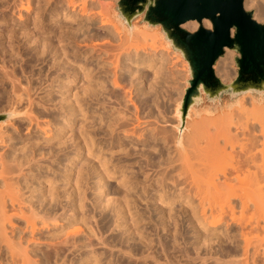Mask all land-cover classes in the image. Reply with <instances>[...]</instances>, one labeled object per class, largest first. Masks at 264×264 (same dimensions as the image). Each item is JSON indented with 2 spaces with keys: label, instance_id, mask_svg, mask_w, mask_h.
I'll use <instances>...</instances> for the list:
<instances>
[{
  "label": "bare ground",
  "instance_id": "6f19581e",
  "mask_svg": "<svg viewBox=\"0 0 264 264\" xmlns=\"http://www.w3.org/2000/svg\"><path fill=\"white\" fill-rule=\"evenodd\" d=\"M94 1L0 0V103L13 109L12 131L0 125V264H264V94H242L234 110L194 123L191 108L187 133L157 130L148 92L164 58L129 42L157 35L92 12ZM243 4L264 22V0ZM28 44L29 65L19 64ZM44 55L49 74L27 79L26 66ZM231 58L225 48L215 63L222 81L236 75L222 64ZM133 85L141 103L156 104L146 122L129 109V91L117 90Z\"/></svg>",
  "mask_w": 264,
  "mask_h": 264
},
{
  "label": "water",
  "instance_id": "95a60500",
  "mask_svg": "<svg viewBox=\"0 0 264 264\" xmlns=\"http://www.w3.org/2000/svg\"><path fill=\"white\" fill-rule=\"evenodd\" d=\"M244 0H117L116 18L129 27L141 17L148 27L160 26L163 38L187 62V86L180 101L178 129L183 131L191 108L218 102L224 95L264 94V23L246 10ZM208 19L211 28L199 25L188 31L182 24ZM225 48L238 53L235 77L222 81L214 71ZM13 112L0 114V119Z\"/></svg>",
  "mask_w": 264,
  "mask_h": 264
},
{
  "label": "rangeland",
  "instance_id": "374dc122",
  "mask_svg": "<svg viewBox=\"0 0 264 264\" xmlns=\"http://www.w3.org/2000/svg\"><path fill=\"white\" fill-rule=\"evenodd\" d=\"M94 1V0H93ZM95 2V4H96V1H94ZM117 2V0H98L97 1V3H99L100 5H101V7H93L94 6V4H93V6H92V8H94V9H92V12L93 11H95V12H103L102 11V9L103 8H105V9H103V10H105V12H106V14H108V16L111 18V19H113V21L114 22H116V24L117 25H119L120 24V21H122L123 22V20H121V19H119V18H116V11H115V3ZM98 4V5H99ZM97 5V4H96ZM97 5V6H98ZM99 5V6H100ZM105 5V6H104ZM96 8V9H95ZM97 8H99V9H97ZM67 9L69 10V11H71L70 10V8L69 7H67ZM71 9H73V8H71ZM75 9V8H74ZM246 10H251L252 12H253V14H254V12H255V8L253 7V6H251V7H248V8H245ZM105 12H103V13H105ZM43 18V19H42ZM41 18V22H43L44 24H47L48 22L46 21V19L44 20V18L45 17H42ZM204 20V19H203ZM202 20V21H203ZM259 22H263V21H259ZM198 23V22H197ZM264 23V22H263ZM124 24H126L125 22H124ZM199 25H202V22H201V24H199L198 23V26ZM53 26V25H52ZM132 27L134 28V30H138L139 28H140V30L141 29H144V28H147L145 31L146 32H148V33H150V32H152V33H155L157 36H156V38H152V35H151V38H149L148 39V37L150 36V34L148 35V37H146L147 38V40H146V38H145V40L144 41H146L145 43L140 39V38H138V37H136V34H138V35H140V33H136L135 31V35H131L132 37H133V40H134V42H133V40H129V42H131V46L132 47H134V49L137 47V49L138 50H142V51H145L144 50V48L146 47L147 48V50L150 48V46H153V47H155L154 49H155V51L158 53H160L161 52V54H159L158 53V55H159V57L160 56H162L167 62H166V64H164L165 63V60L163 59L162 61L164 62H161V63H163V64H161L160 65V67H159V70H158V73L159 72H162L161 74L159 73V75H158V73L156 74V77L157 78H155V79H157V80H155L154 81V83H155V85H156V87H155V85L153 84V89H151V91L150 92H148V94L149 93H154V94H152V95H154L153 96V99L156 101V104H158V105H156L155 103H154V100L153 99H150V98H152V97H150V96H148V94H147V97L145 96V95H143L144 96V98H147V99H149L148 100V102L147 103H149V102H151L152 100V102H151V104H153V105H150V103H149V105L148 104H144V103H141L142 101L139 99V96H138V98H137V94H138V92H139V87H138V85L136 86V85H133L131 88H133V89H127L126 88V90L124 91L123 89H117V90H119V93L121 92V94L123 93L124 94V92H128L129 91V95L130 96H128L129 98V100H131L132 99V102H128V107H130L129 109L131 110V112H133L134 114L137 112H139V117L138 118H140L141 120H143V118H141L140 117V115L142 116V117H144L145 116V114H148V112H149V109L150 108H152V107H150V106H154V105H156L157 107L155 108V107H153L152 109L155 111V113H157V115H156V117H155V115H154V113H152V116H153V118L151 117V116H149V117H151L152 118V120H151V118H147L146 116V119H147V121H150V123H151V121H153L152 123V125L154 126H156V128H157V130H158V128L160 129L162 126V129H163V131L164 132H166V134L168 135V136H171V131H173V134L172 135H175V134H177V125H178V121H179V115H178V112H177V110L179 109V107H180V101H181V99H182V96H183V94H184V89H185V87L187 86V83H186V80L188 79V77H189V75H188V66H187V62L181 57V55L180 54H178L177 52H175L171 47H169V45L167 44V42L165 41V39L163 38V36H162V33H161V28H160V26L158 25V26H154V27H148L147 25H146V23H142L141 22V17H137L136 19H134L133 21H132ZM138 28V29H137ZM211 28V27H210ZM139 31V30H138ZM134 32L132 33V34H134ZM147 33V34H148ZM154 34V35H155ZM129 37L130 39L132 38V37ZM138 39H136V38ZM154 37V36H153ZM118 38V37H117ZM120 38V37H119ZM118 38V39H119ZM122 38V37H121ZM157 39V40H156ZM117 40V39H116ZM150 40V41H149ZM98 41H99V43H98ZM97 42L95 41V42H93V43H95V44H100L101 46H103V45H107V48H112L113 47V45L115 46L117 43H119V40H118V42H116L115 41V43L116 44H114V43H112L111 41H100V40H98ZM106 42H108V43H106ZM111 42V43H110ZM129 42H127V44L129 43ZM148 42H150V43H148ZM112 44L110 47H109V45L110 44ZM142 43H144L145 45H144V47H143V44ZM159 43H162L161 45L159 44ZM127 44H124L125 46L127 45ZM148 44V45H147ZM150 44V45H149ZM152 44V45H151ZM135 45V46H134ZM159 45L161 46V47H159ZM29 44L26 46L25 45V53H26V55L23 57L24 59L22 60V61H19V64H24V62H26L28 65H29V63L26 61L27 59H29L30 57H31V55H29L30 53V48H29ZM141 46V47H140ZM124 47V46H123ZM129 47V49H127ZM132 47H130V46H127V50H124L123 52H125V51H128V50H131L130 48H132ZM143 48V49H142ZM132 50H133V48H132ZM140 50V51H141ZM145 51V52H148V51ZM163 50V51H162ZM167 50V53L165 52ZM29 51V52H28ZM134 51V50H133ZM141 51V52H142ZM233 51V58H231L230 60H227V61H229V62H226V60L224 61V59H222L223 61H222V64L224 65V66H227L228 68V70L229 71H231L232 72V70H233V72L236 70V72H237V67H236V64H235V61H234V58H235V56H237L238 55V53L237 52H235L234 50H232ZM140 52V53H141ZM165 52V53H164ZM224 53H225V51H224ZM171 56H170V55ZM27 55H29V56H27ZM164 55H166V58H165V56ZM45 56V55H44ZM43 56V57H44ZM32 57H33V55H32ZM170 57V58H169ZM221 57V56H220ZM219 57V58H220ZM224 57V54L222 55V58ZM27 58V59H26ZM45 59L44 60H42L41 61V59H39V60H33V62H30V66L31 67H29V66H26L27 64L25 63V66H26V68H25V77H27V79L28 78H33L34 79V81H35V79L37 78V76H38V74L39 75H41V76H44V73L47 75V74H49V62H50V64H51V59H50V56L48 57V56H45L44 57ZM161 58V57H160ZM176 58V59H175ZM218 58V59H219ZM171 59V60H170ZM37 61H38V63H37ZM41 62V63H40ZM217 62V61H216ZM215 62V63H216ZM31 63L33 64V66L31 65ZM40 63V64H39ZM170 63V64H169ZM184 63H186V67L184 66ZM229 63V64H228ZM174 64H175V66H174ZM35 65V66H34ZM177 65V66H176ZM180 65V66H179ZM215 66V65H214ZM141 68V67H140ZM161 69H162V71H161ZM230 69H232V70H230ZM28 71V72H27ZM141 72H143V74L145 75L144 77V82H149V81H151V78H152V72H151V70L150 69H146V68H141V70H140ZM166 71V72H165ZM169 71V72H168ZM214 71H215V67H214ZM27 72V73H26ZM47 72V73H46ZM151 72V73H150ZM230 72V73H231ZM41 73V74H40ZM168 73V74H167ZM171 73H173L172 75H171ZM180 73V74H179ZM27 74V75H26ZM174 74H176L175 76H174ZM216 74V73H215ZM37 75V76H36ZM149 75H151L150 76V78H148L149 77ZM161 75V76H160ZM219 78L221 77L220 76V74H216ZM35 76V77H34ZM159 76H160V78H159ZM180 76V77H179ZM163 78V80H162V78ZM167 77V78H166ZM169 77V78H168ZM235 77V76H234ZM234 77H231V78H229V79H227V80H224V82H229V81H231ZM44 78V77H43ZM32 79V80H33ZM148 79V80H147ZM170 79H172V80H170ZM174 79V80H173ZM25 80H26V78H25ZM162 80V81H161ZM176 80V81H175ZM135 81V80H134ZM157 82H159V83H157ZM173 82V83H172ZM177 84V86H176V84ZM35 84V83H34ZM144 84H146V83H144ZM148 84V83H147ZM146 84V86H148ZM175 84V85H174ZM161 85H163V86H161ZM166 85V86H165ZM180 85V86H179ZM36 86V85H35ZM37 86H39L38 84H37ZM179 86V87H178ZM129 87V86H128ZM129 87V88H130ZM165 87V88H164ZM2 88V87H1ZM1 88H0V91H1ZM136 88H138L137 90H136ZM156 88V89H155ZM167 88V89H166ZM128 90V91H127ZM136 90V91H135ZM161 90V91H160ZM2 91H3V89H2ZM1 91V92H2ZM138 91V92H137ZM166 93H165V92ZM175 91V92H174ZM1 92H0V97H2L4 94H3V92H2V94H1ZM137 92V93H136ZM160 94H159V93ZM183 92V93H182ZM173 93V94H172ZM125 94H127V93H125ZM182 94V95H181ZM55 95V94H54ZM128 95V94H127ZM168 95V96H167ZM142 96V97H143ZM176 96V97H175ZM179 96V97H178ZM133 97V98H132ZM150 97V98H149ZM155 97V98H154ZM158 97V98H157ZM240 97V96H239ZM239 97H237V98H235V99H231V98H229L227 95H224L218 102H215V103H211V102H203L202 104H200L199 106H197L195 109H194V114H195V117H192V118H190L189 119V123L191 122H196L197 120V118H199V117H202L203 118V116H208V117H210V118H207V119H214V118H211L212 116H214L215 114H213V113H219V116L220 115H223L222 114V111H224V109H225V111L223 112V113H225V112H228L229 110H231V108H232V106H233V103L234 102H236L238 99H239ZM3 98V97H2ZM5 99V98H4ZM137 99H139V100H137ZM158 99V100H157ZM171 99V100H170ZM175 99V100H174ZM162 100V101H161ZM234 100V101H233ZM4 101H6V100H4ZM140 101V102H139ZM0 102L3 104V99H0ZM111 102H113V98H112V100H111ZM135 102V103H134ZM137 102V103H136ZM231 102H232V104H231ZM1 103H0V114H2V113H6V112H10V110L11 111H13V109H10V108H8L7 106H6V108H4L3 109V105H1ZM131 103L133 104L132 106H131ZM5 104V103H4ZM113 104H116V103H114L113 102ZM134 104H135V106H134ZM141 104H143V105H141ZM167 104V105H166ZM229 104V105H228ZM145 105V106H144ZM138 106V107H137ZM141 106H144V107H141ZM146 106H148V107H150V108H148V107H146ZM169 106V107H168ZM220 106V107H219ZM229 106H231V107H229ZM135 107H137L136 109L137 110H135ZM140 107V108H139ZM147 109H146V108ZM209 107V108H208ZM224 107V108H223ZM132 108V109H131ZM134 108V109H133ZM145 108V109H144ZM175 108V109H174ZM8 109V110H7ZM138 109H140V110H138ZM151 109V111L153 112V110ZM233 109V108H232ZM22 110V109H21ZM133 110V111H132ZM135 110V111H134ZM142 110H144L143 112H142ZM176 110V111H175ZM234 110V109H233ZM129 111V110H128ZM148 111V112H147ZM157 111V112H156ZM175 113H174V112ZM206 111V112H205ZM130 112V111H129ZM130 112V113H131ZM144 112H145V114H144ZM147 112V113H146ZM161 112V115H164L165 116V121H163L164 119H162V118H164V116H162V118H160L161 117V115L160 114H158V113H160ZM197 114H196V113ZM132 113V114H133ZM136 113V114H137ZM142 113V114H141ZM210 113V114H209ZM216 113V114H217ZM234 113V112H233ZM236 113V112H235ZM23 114V113H22ZM144 114V115H143ZM160 117H159V116ZM197 115V116H196ZM201 115H203V116H201ZM209 115H212V116H209ZM135 116H138V114L137 115H135ZM174 116V117H173ZM145 117H144V119H145ZM154 117L155 118H160L159 119V121H158V119H157V121L154 119ZM176 117V118H175ZM178 117V118H177ZM216 117V116H215ZM9 119H11V118H9ZM41 119V118H40ZM140 119H138V121L140 120ZM146 119H145V121L143 120V121H140V123L141 122H146ZM150 119V120H149ZM195 119V120H194ZM201 118H199L198 120H200ZM204 119V118H203ZM7 120L8 119H6V120H3V119H0V125H2L3 127H5L7 130L9 129V131H12V127H10L9 125H6L7 124ZM42 120V119H41ZM41 120H39V121H41ZM155 120V121H154ZM162 120V121H161ZM175 120V121H174ZM194 120V121H193ZM137 121V122H138ZM161 121V122H160ZM23 123V121H17V123ZM131 122V121H130ZM133 123H135L136 121H132ZM157 122H158V124H157ZM4 123V124H3ZM185 123H186V121H185ZM188 123V124H189ZM146 123H144V124H142L141 126H143V125H145ZM188 124H186L185 126L186 127H184V129H185V131H184V133L186 132H189L190 131V128H188V127H191L190 126V124L188 125ZM5 125V126H4ZM134 125V124H133ZM135 125H137V124H135ZM193 125V124H192ZM132 126V123H131V125H130V127ZM158 126V127H157ZM164 126H166V127H164ZM23 127H24V125H23ZM138 127H140V125L138 126ZM169 127V128H168ZM172 127H174V128H172ZM167 130H165V129ZM162 129H160V130H162ZM173 129V130H172ZM171 130V131H170ZM176 132H175V131ZM27 130H23V133L25 132V134L27 133V132H29V130L26 132ZM33 131H34V129H33ZM170 132V134H168L167 132ZM165 134V133H164ZM166 134H165V136H166ZM184 135V134H183ZM170 138L168 137V140H169ZM168 143H170V145L172 146L173 145V142L171 141H169ZM172 143V144H171ZM170 145H167V146H170ZM1 146V145H0ZM170 148H172L171 150H173L174 149V147H169V150H170ZM4 149V148H3ZM2 149V150H3ZM5 150V149H4ZM69 151V150H68ZM135 156V157H134ZM134 156H132L131 157V159L133 158V161L136 159L137 160V158L139 157L138 155H136V154H134ZM136 156H138L137 158H136ZM40 158V157H39ZM38 158V159H39ZM140 158V157H139ZM143 158V157H142ZM130 159V160H131ZM80 160V159H79ZM138 160H141V159H138ZM41 161V160H40ZM180 160H178V162H179ZM42 162H43V160H42ZM42 162H40V163H42ZM82 162V160L81 161H79L78 162V164H80ZM142 162V161H141ZM177 162V161H176ZM175 162V163H176ZM39 163V164H40ZM180 163L181 162H179V164H177L178 165V167H180ZM33 164H35L34 162H33ZM138 163L136 162V165H137ZM182 164V163H181ZM135 165V166H136ZM176 165V166H177ZM176 166H174V167H176ZM137 167V166H136ZM150 167V166H149ZM149 167H148V169H149ZM153 167L154 166H151L150 167V169H152V171H153V174L156 172L155 171V169L153 170ZM178 167L176 168V169H178ZM156 168V167H155ZM172 168V167H171ZM170 168V169H171ZM135 169H137V168H135ZM176 169H175V172H176ZM181 169H182V167H181ZM168 170H169V168H168ZM184 170V169H183ZM152 171L151 170H149V172L152 174ZM149 173V174H150ZM172 173H174V171L172 172ZM111 185L112 186H114V184H115V182H113V181H111ZM116 185V184H115ZM89 195H90V193H89ZM91 196V195H90ZM139 208L140 209H146V208H148V207H145V205L144 204H140V206H139ZM178 208V207H177ZM151 211H152V213H153V216L155 215V211H153V208L151 207ZM14 223L16 224L15 226L16 227H18L17 229H18V232H20V233H22L21 234V236H24L25 235V233H24V231H25V229H24V227H22L23 226V224H22V222L20 221V220H15L14 221ZM22 227V229H20ZM77 228H80L78 225L76 226ZM73 229H75V228H73ZM22 230H24V231H22ZM115 233H117V231H108V232H106L105 234H104V236L105 237H107V236H112L113 234H115ZM190 234V236H191V232L189 233ZM24 238H25V236H24ZM105 249H107V248H105ZM113 250L115 251H117V249L116 248H113Z\"/></svg>",
  "mask_w": 264,
  "mask_h": 264
}]
</instances>
